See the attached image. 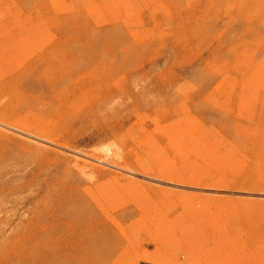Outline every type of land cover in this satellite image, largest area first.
Wrapping results in <instances>:
<instances>
[{
	"label": "rangeland",
	"instance_id": "obj_1",
	"mask_svg": "<svg viewBox=\"0 0 264 264\" xmlns=\"http://www.w3.org/2000/svg\"><path fill=\"white\" fill-rule=\"evenodd\" d=\"M0 17L6 23L0 52L21 49L24 60L14 64L21 71L31 66L44 84L18 85L19 102L36 96L42 101L30 107L22 103L20 118L36 109L46 127L79 149L94 152L116 143L130 163L146 160L154 173L166 162L179 171L183 154L176 145L195 136L233 148L230 161L244 162V176H256L264 147L259 135L264 100L239 93L244 69L264 65V0H0ZM45 50L52 52L38 60ZM8 67L0 65L4 78L14 68ZM53 158H18L20 168L44 170L25 180L20 191L13 186L23 181L3 189L10 197L0 208V218L8 221L0 224V264H140L143 246L135 248L133 237L128 245V236L145 216L153 224L163 219L159 230L165 241L157 246L170 264H197L230 253H237L241 264L264 258L260 211L223 214L226 225L219 228L217 213L185 211L177 197L151 189L141 206L138 190L132 189V197L121 190L124 205L111 218L112 206L98 209L86 193L83 198L81 189L65 182L64 171L44 174L57 168ZM200 158H186V166ZM220 237L233 245L224 248ZM154 251L147 252L149 261Z\"/></svg>",
	"mask_w": 264,
	"mask_h": 264
},
{
	"label": "bare ground",
	"instance_id": "obj_2",
	"mask_svg": "<svg viewBox=\"0 0 264 264\" xmlns=\"http://www.w3.org/2000/svg\"><path fill=\"white\" fill-rule=\"evenodd\" d=\"M5 26L6 23L0 17V30H3ZM1 33L0 31V37H4ZM5 40L0 39V44H5ZM18 50L21 49L8 52L1 50L0 52V65L14 66L10 72V77L4 78V74H0L2 77L0 79V196L4 197L0 208H4L5 204L9 203L8 198L10 196L3 193L4 187L8 188L11 183L23 181L13 186V190L20 191L25 188V180L27 182L33 181L43 174L44 167L42 166H35L31 171H28V166L20 168L19 157L34 160L54 157L57 168L44 174L53 177L59 170L64 171L65 182L73 185L76 189H81L84 192L83 198L86 193L98 209L106 212V206H112V211L109 214L111 218L114 210L124 205L122 200H124L125 195L121 193V190L128 193L129 197H132L133 190H138L137 202L142 206V202L145 203L148 198L149 189L161 197H177L185 211L195 209L196 212H204L205 217L208 213L213 215L217 213V218L220 221L219 228L226 225V221L221 222L222 215L233 210H257L264 214V194H262L264 193V152H262L264 147L258 160L257 168L259 171L253 170L255 177H250L249 174L244 176V162L230 161L235 152L233 148L216 145L211 141L198 140L195 136L191 137L194 139L182 141L183 144L176 145V152L180 155L183 154L179 171L171 169L168 162L163 163L160 166L162 168L156 173L153 172L146 160H136L135 164L130 163V160L122 155V149L116 143L101 145L94 152L84 151L72 144L66 137L55 134L51 128L46 127L37 114L38 110L31 108L24 118H20L18 115L22 103L26 107L37 106L42 103L38 99L41 96H36L33 100L24 99V101L19 102L18 99L14 98L17 96L18 85L31 84V87L38 89L35 85L36 82L39 88L44 86L43 83L35 79L37 70L29 71L31 68L29 66L28 70L21 71L18 69L19 65L14 64L24 60V56L21 57V51ZM51 52V50H45L38 60L44 61V58ZM47 83L48 85L51 84V82ZM234 83L229 84L230 90L235 88ZM239 94L244 96V99L264 100L263 64L248 66L244 69V82ZM259 135L264 142V132ZM192 155H203V158H200V162L195 160L186 166V158L189 161ZM12 164L14 170L1 175V171ZM235 169H240L241 172L237 174L239 176L228 178L227 172L234 173ZM10 173L16 174V176L8 177ZM110 185H114L116 189H112ZM174 186L176 188H172ZM236 193H239L241 198L230 196V194L236 195ZM32 202L33 200L31 202L24 201V204ZM143 215L145 214L141 216ZM145 217L138 220V226L128 236V245L131 243L130 237H133L135 248H137V243L143 246L141 254H137L140 264H149L150 262L153 264H170V259H167L162 248L157 246L163 245L165 241L164 233L159 230L162 228L163 219L160 218L159 223L153 224L149 218L145 220ZM262 220L264 224V218ZM6 222L8 221L0 218V224ZM22 223L26 222L22 221ZM151 226L156 228L155 231L152 232ZM20 235L26 237V233L20 232ZM261 236L264 237V233ZM20 239L21 237L18 238V242ZM219 239L222 241L221 237ZM223 241L224 248L230 244L233 245L231 240L226 241L224 239ZM149 250H156L153 252L154 256L151 261L147 256ZM214 255L216 256V254ZM250 258V264H264V258ZM196 262L197 264H241L237 253H230L228 256L216 260L207 258Z\"/></svg>",
	"mask_w": 264,
	"mask_h": 264
}]
</instances>
